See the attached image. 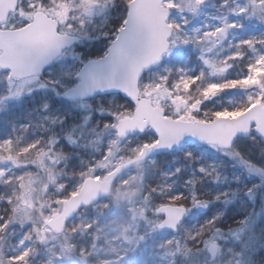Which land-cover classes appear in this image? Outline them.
Returning a JSON list of instances; mask_svg holds the SVG:
<instances>
[{
  "label": "rangeland",
  "instance_id": "374dc122",
  "mask_svg": "<svg viewBox=\"0 0 264 264\" xmlns=\"http://www.w3.org/2000/svg\"><path fill=\"white\" fill-rule=\"evenodd\" d=\"M221 2L206 0L200 13L189 18L188 30L218 26L223 14L219 10ZM246 2L234 0L230 6ZM123 17L124 6L121 0H115L83 28L77 23L73 36L82 41L65 52L46 70L40 83L32 84L31 91L19 98L9 96L5 77L0 74V140H12L8 149L0 152V218L16 221L2 234L3 251L6 253L30 233L29 264H264V139L258 137L241 139L235 145L242 159L210 146L187 145L142 161L139 166H109L100 179L112 176V195L69 219L60 236L45 227L62 212L64 202L73 197L70 193L78 194L87 179L95 178L90 171L103 163L115 138L113 130L105 127L113 121L111 109L127 106L128 99L120 94L86 101H70L65 96L78 83L77 74L84 64L105 54ZM228 18L243 25L233 30L230 40L264 36V24L256 19L235 15ZM185 47L189 55L180 66L198 70V51ZM175 53L173 49L163 58L171 63L164 65L162 61V65L176 67ZM222 54L226 55L227 50ZM242 98V92L229 90L207 101L205 107L231 108ZM37 139L51 142L52 149L64 156L53 153L45 162L46 157L36 148ZM138 142L131 139L130 145H120L121 151L127 155L128 147ZM41 147L46 145L42 142ZM188 151L193 153L192 159L185 157ZM249 162L260 171L250 172ZM201 166H214L218 179L200 173ZM177 168L181 171L176 172ZM193 180L194 185L190 184ZM168 185L172 186L169 190ZM249 189H253L252 195H248ZM167 191L169 196L195 194L208 202L207 207L190 208L177 232L160 231L162 221L142 213L147 209L155 212L161 201L172 205L167 195H159ZM224 193L227 196L221 195ZM174 203L191 207L189 199ZM208 221H214L212 229L205 228L208 232L200 239L220 245L215 263L210 261L207 248L203 244L197 248L199 241L191 239ZM169 240H173L172 245L166 244Z\"/></svg>",
  "mask_w": 264,
  "mask_h": 264
},
{
  "label": "snow or ice",
  "instance_id": "6c2138e0",
  "mask_svg": "<svg viewBox=\"0 0 264 264\" xmlns=\"http://www.w3.org/2000/svg\"><path fill=\"white\" fill-rule=\"evenodd\" d=\"M121 2L124 17L112 34L107 51L84 66L77 74L79 80L75 85L82 94L118 89L128 97L127 106L111 109L113 121L105 127L113 130L115 138L103 163L92 169L90 175L99 180L109 166H139L154 151L175 150L197 142L229 157L242 159L234 146L238 137L264 139V36L230 40L233 30L241 29L243 25L230 22L228 17L245 16L264 24V0H247L235 6H230L234 0H222L219 10L223 14L218 18V26L205 25L207 30L197 28L192 31L187 28L189 18L200 13L206 0ZM110 4L114 5L115 0H0V74L5 77L9 96L19 98L26 91H31L32 84H39L44 67L62 55L78 28H83L90 18L107 10ZM41 33L42 38H37ZM185 46L198 51V70L180 66L189 55ZM173 49H176L177 66H163V58ZM225 50L226 55L222 54ZM169 63L163 61L164 65ZM158 67L160 71H153ZM229 90L243 93L236 106L218 110L205 107L207 101ZM131 139L139 142L128 147L125 155L120 145H130ZM42 142L46 147H41ZM42 142L37 139L36 148L46 157L45 162L52 158L53 153L64 156L52 149L51 142L43 139ZM11 143V138L0 140V152L8 149ZM184 155L187 159L193 158L190 151ZM62 161L57 163V167L62 165ZM247 166L250 172L260 171L252 167L251 162ZM180 171L176 169V172ZM199 172L218 179L214 166H201ZM195 183V180L190 182ZM171 187L168 185V190ZM252 191L249 189L248 195H252ZM81 193L80 201L66 203H71L73 209L87 204L90 198L83 196V190ZM167 193L159 195H167L173 202L172 206L161 201V206L155 211L162 221L158 225L160 228L177 232L190 208L207 207L208 202L195 194L186 197L183 194L169 196ZM70 195L76 196L77 193L73 191ZM221 195L227 196V193ZM184 199L191 201V207L175 205L174 202ZM51 207L55 208V205ZM15 222L0 218V264H29L32 253L30 233L6 253L3 251L2 234ZM213 224L214 221H208L191 239L199 241L197 248L203 244L215 254L217 243L200 239L208 232L205 228L211 230ZM166 244L172 245L173 240Z\"/></svg>",
  "mask_w": 264,
  "mask_h": 264
},
{
  "label": "water",
  "instance_id": "95a60500",
  "mask_svg": "<svg viewBox=\"0 0 264 264\" xmlns=\"http://www.w3.org/2000/svg\"><path fill=\"white\" fill-rule=\"evenodd\" d=\"M42 36H43V33H41L37 38H42ZM80 42H81V38H79L77 36H73L72 43L69 46H66L65 49L63 50V52L68 50V49H71L72 47H74L76 45H78ZM57 59L53 60L52 62H50L48 65H46L44 67V69H43V71L41 73V76L43 75L45 69L47 67L51 66ZM91 61H93V60H91ZM91 61H89V62H91ZM89 62H87L85 65H87ZM84 66H83V68H84ZM82 69H81V71H82ZM78 80H79V77H78ZM112 94H120V95L128 98L122 91H120L118 89L95 90V91H93L91 93L82 94L80 92V90L76 89V87L68 90L66 92V97H67L68 100H71V101H79V100H89V99L96 98V97H99V96L112 95ZM243 138H248V137H238L236 139L235 143H234V146L238 142L239 139H243ZM189 145L209 146L207 144H202L200 142H197L195 144H191L190 143ZM184 146H182L181 148H183ZM181 148H179V149H181ZM179 149L167 150V151L157 150V151H154L153 153L149 154V156L146 157L145 160L150 159L151 157H154V156H157V155L169 154V153L175 152V151H177ZM112 184H113L112 176L105 177L102 180H96V179H92V178L87 179L83 183L81 190H83V196H86V197L90 198L88 203L84 204L83 206H79V207H77L75 209H73L71 207V203H66V202H71V201H80L81 200V195H82L81 190H80L79 193L76 196H73V197L69 198L68 200H66L64 202L62 212L60 214L56 215V216H53V218L49 222H47V225L50 226L56 234L63 233L67 221L69 219H71L72 217H74L81 209H83L85 207H88V206H91L92 204H94L96 201H98L101 198L107 197L111 193ZM169 207H171V206H169ZM65 212H67L66 216L64 215ZM61 217H63V219ZM183 218H182V220H183ZM160 229H162V230H170V229H167V228H160ZM208 253L211 256V260L214 262L217 259V257H218L219 246H218V250H217V252L215 254H213L210 250H208Z\"/></svg>",
  "mask_w": 264,
  "mask_h": 264
},
{
  "label": "trees",
  "instance_id": "16d2710c",
  "mask_svg": "<svg viewBox=\"0 0 264 264\" xmlns=\"http://www.w3.org/2000/svg\"><path fill=\"white\" fill-rule=\"evenodd\" d=\"M52 164H54V163H52ZM111 195H112V193H111ZM142 215H144V216H146V217L149 216L150 219H151V218H156V216H155V212H154V209H152V210L147 209L146 212L143 211Z\"/></svg>",
  "mask_w": 264,
  "mask_h": 264
}]
</instances>
